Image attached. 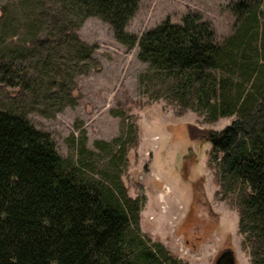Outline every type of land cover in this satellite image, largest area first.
<instances>
[{"label": "trees", "instance_id": "trees-1", "mask_svg": "<svg viewBox=\"0 0 264 264\" xmlns=\"http://www.w3.org/2000/svg\"><path fill=\"white\" fill-rule=\"evenodd\" d=\"M139 2L12 0L4 6L0 88L10 102L0 105V264H181L142 232L143 200L128 194L119 175L64 158L48 131L12 108L31 100L75 102L74 75L95 63V45L76 31L89 15L108 22L123 45L138 46L148 64L139 74L144 91L210 121L236 116L222 129H191V136L211 143L208 163L239 214L243 246L253 264H264V0L233 2L234 23L223 40L193 11L139 36L129 32ZM119 139L112 162L126 151Z\"/></svg>", "mask_w": 264, "mask_h": 264}, {"label": "rangeland", "instance_id": "rangeland-1", "mask_svg": "<svg viewBox=\"0 0 264 264\" xmlns=\"http://www.w3.org/2000/svg\"><path fill=\"white\" fill-rule=\"evenodd\" d=\"M10 1L0 0V17ZM235 1L140 0L127 30L139 36L166 18L181 22L193 11L209 20L218 40H223L234 23L230 6ZM76 31L95 45V63L89 71L74 75L75 102L66 97L63 104L31 100L16 102L12 108L48 131L64 158L73 162L83 158L97 173L108 170L119 175L128 194L143 200L142 232L161 242L181 264H214L223 247L233 249L235 264H253L243 246L239 214L208 163L211 143L191 136V129L197 133L222 129L236 116L210 121L193 109L181 111L169 99L144 91L139 74L148 64L139 59L138 46L117 41L102 18L89 15ZM6 93L0 88V105L10 102ZM117 137L126 151L112 162ZM97 141L108 144L99 147ZM83 142L91 152L81 151ZM164 182L171 190L161 198Z\"/></svg>", "mask_w": 264, "mask_h": 264}, {"label": "flooded vegetation", "instance_id": "flooded-vegetation-1", "mask_svg": "<svg viewBox=\"0 0 264 264\" xmlns=\"http://www.w3.org/2000/svg\"><path fill=\"white\" fill-rule=\"evenodd\" d=\"M231 248H228V247H223L220 252L218 253V255L216 256L215 258V261H214V264L218 261V259H220V261L222 262V264H225L227 263V257H228V254L225 253L227 250H229Z\"/></svg>", "mask_w": 264, "mask_h": 264}, {"label": "water", "instance_id": "water-1", "mask_svg": "<svg viewBox=\"0 0 264 264\" xmlns=\"http://www.w3.org/2000/svg\"><path fill=\"white\" fill-rule=\"evenodd\" d=\"M225 253L228 254L227 263L225 264H235V255L233 249H229ZM215 264H222V262L220 261V259H218V261Z\"/></svg>", "mask_w": 264, "mask_h": 264}, {"label": "built area", "instance_id": "built-area-1", "mask_svg": "<svg viewBox=\"0 0 264 264\" xmlns=\"http://www.w3.org/2000/svg\"><path fill=\"white\" fill-rule=\"evenodd\" d=\"M157 177H159V176H157ZM164 184H165V185H164V190L160 192V196H161V198H163V197L165 198L166 194L169 193L170 190H171L169 184H166L165 182H164ZM164 195H165V196H164Z\"/></svg>", "mask_w": 264, "mask_h": 264}, {"label": "crops", "instance_id": "crops-1", "mask_svg": "<svg viewBox=\"0 0 264 264\" xmlns=\"http://www.w3.org/2000/svg\"><path fill=\"white\" fill-rule=\"evenodd\" d=\"M157 171H155V173H156Z\"/></svg>", "mask_w": 264, "mask_h": 264}]
</instances>
